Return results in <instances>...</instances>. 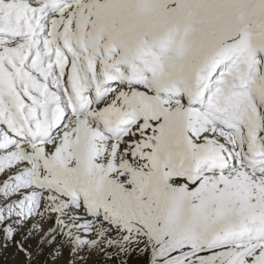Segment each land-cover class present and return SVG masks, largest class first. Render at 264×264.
I'll use <instances>...</instances> for the list:
<instances>
[{
    "label": "snow or ice",
    "instance_id": "snow-or-ice-1",
    "mask_svg": "<svg viewBox=\"0 0 264 264\" xmlns=\"http://www.w3.org/2000/svg\"><path fill=\"white\" fill-rule=\"evenodd\" d=\"M0 264H264V0H0Z\"/></svg>",
    "mask_w": 264,
    "mask_h": 264
}]
</instances>
